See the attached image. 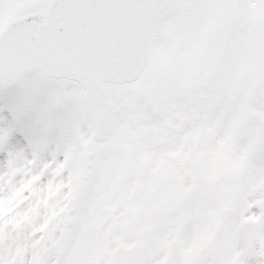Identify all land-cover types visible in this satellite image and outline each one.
Returning <instances> with one entry per match:
<instances>
[{
    "label": "snow or ice",
    "instance_id": "6c2138e0",
    "mask_svg": "<svg viewBox=\"0 0 264 264\" xmlns=\"http://www.w3.org/2000/svg\"><path fill=\"white\" fill-rule=\"evenodd\" d=\"M0 264H264V0H0Z\"/></svg>",
    "mask_w": 264,
    "mask_h": 264
}]
</instances>
